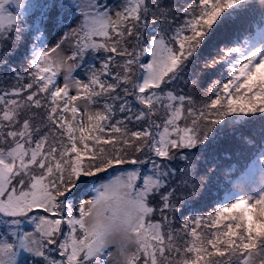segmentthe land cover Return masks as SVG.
Returning <instances> with one entry per match:
<instances>
[{"label":"snow or ice","instance_id":"1","mask_svg":"<svg viewBox=\"0 0 264 264\" xmlns=\"http://www.w3.org/2000/svg\"><path fill=\"white\" fill-rule=\"evenodd\" d=\"M24 2L0 0V264H264V191L223 178L264 157V0Z\"/></svg>","mask_w":264,"mask_h":264},{"label":"rangeland","instance_id":"2","mask_svg":"<svg viewBox=\"0 0 264 264\" xmlns=\"http://www.w3.org/2000/svg\"><path fill=\"white\" fill-rule=\"evenodd\" d=\"M40 3L41 0H25L23 10L19 14L20 17H22V15L25 16L26 14L30 13L32 19H34V17L38 12L36 10H38ZM8 10L13 14L17 13V9L15 8L14 5L11 4L8 5ZM97 65L98 62L96 64L90 65L89 67L97 66ZM234 184L235 186L232 187V190L234 194L237 196L250 195L252 193H258L264 191V157H260L254 163V166L251 168V171H249L248 178H244V179L241 178L239 181H235Z\"/></svg>","mask_w":264,"mask_h":264},{"label":"trees","instance_id":"3","mask_svg":"<svg viewBox=\"0 0 264 264\" xmlns=\"http://www.w3.org/2000/svg\"><path fill=\"white\" fill-rule=\"evenodd\" d=\"M34 10V9H33ZM36 10V9H35ZM38 11V10H36ZM32 16L30 13L26 14L25 16L22 15L20 19V23H28L31 25L32 23ZM219 127V125H217ZM225 146H227V143H225ZM195 151V150H192ZM260 157H257L254 161H245L243 159H240L238 156H234L232 154H228L226 158V163L231 165L232 171L229 172L227 169L225 170L223 174V178L226 181H239L241 178H248L249 177V170L248 168H245L244 165L247 163L249 168H252L254 166V163L259 159ZM240 159V160H239ZM232 187L235 186L234 183L231 185ZM234 211H239V210H234ZM224 223H227L224 222Z\"/></svg>","mask_w":264,"mask_h":264},{"label":"clouds","instance_id":"4","mask_svg":"<svg viewBox=\"0 0 264 264\" xmlns=\"http://www.w3.org/2000/svg\"><path fill=\"white\" fill-rule=\"evenodd\" d=\"M101 222L109 223L107 217H105L102 212L98 213V212L94 211L93 214L88 219V224L90 227L95 226ZM113 237L116 240H123V241H128V242H130L132 239L131 234L128 231H126L125 229H123L122 227H120L119 225H117L114 228Z\"/></svg>","mask_w":264,"mask_h":264}]
</instances>
